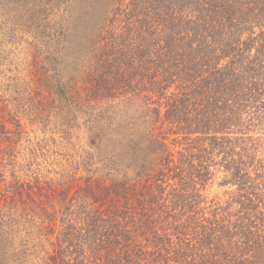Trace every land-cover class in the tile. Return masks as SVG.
Returning <instances> with one entry per match:
<instances>
[{
	"label": "trees",
	"instance_id": "trees-1",
	"mask_svg": "<svg viewBox=\"0 0 264 264\" xmlns=\"http://www.w3.org/2000/svg\"><path fill=\"white\" fill-rule=\"evenodd\" d=\"M59 2L0 53V264H264V0Z\"/></svg>",
	"mask_w": 264,
	"mask_h": 264
},
{
	"label": "rangeland",
	"instance_id": "rangeland-1",
	"mask_svg": "<svg viewBox=\"0 0 264 264\" xmlns=\"http://www.w3.org/2000/svg\"><path fill=\"white\" fill-rule=\"evenodd\" d=\"M39 1L50 3L44 4L45 7H39ZM52 2L53 0H0V53L9 56L10 62H13L11 66L7 65V68L15 66L17 62L21 60L24 62L27 52L36 49L38 46L44 45L45 47H50L58 38L63 40L73 37V32L70 33V31L65 29L64 26H67V23L66 25L63 24L65 22L64 19L54 16L57 7L53 3L56 2V4L59 5V0ZM52 5L54 7H52ZM58 7H60L59 11L62 10L63 14H65L66 11L67 13L69 12V9H66L62 4ZM70 15L67 19L71 18ZM78 24L80 25L81 23ZM46 25L50 26L49 33L41 35V32L45 31ZM57 28L60 30L59 35L56 31ZM61 28H64L62 34ZM9 50H11L10 55L7 52ZM7 60H9V58H7ZM65 122L66 121L62 120L60 125L62 126L61 123ZM48 125L50 127L54 126V119H52V122ZM61 126L57 127L58 131ZM29 129L31 130L32 127L29 126ZM29 134L34 141H42L43 143L53 145V147H47L53 161L59 159V156L55 154L57 151L62 153V155H64L65 152L71 151L82 154L83 151L89 149L87 146V136L82 132H75L71 138L68 137L66 140L62 139L60 133L53 134V136H50L52 138L48 137V135L44 138L45 135L41 134L40 131L37 133L29 132ZM222 190L223 188L219 187L217 183L211 185L212 195L222 192Z\"/></svg>",
	"mask_w": 264,
	"mask_h": 264
}]
</instances>
